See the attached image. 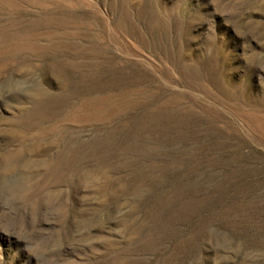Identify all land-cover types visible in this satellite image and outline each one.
<instances>
[{"label":"rangeland","instance_id":"rangeland-1","mask_svg":"<svg viewBox=\"0 0 264 264\" xmlns=\"http://www.w3.org/2000/svg\"><path fill=\"white\" fill-rule=\"evenodd\" d=\"M0 264H264V0H0Z\"/></svg>","mask_w":264,"mask_h":264},{"label":"bare ground","instance_id":"bare-ground-1","mask_svg":"<svg viewBox=\"0 0 264 264\" xmlns=\"http://www.w3.org/2000/svg\"><path fill=\"white\" fill-rule=\"evenodd\" d=\"M45 97V96H44Z\"/></svg>","mask_w":264,"mask_h":264}]
</instances>
